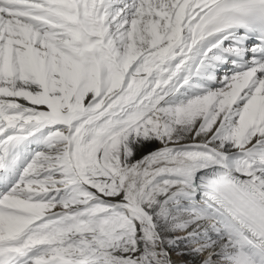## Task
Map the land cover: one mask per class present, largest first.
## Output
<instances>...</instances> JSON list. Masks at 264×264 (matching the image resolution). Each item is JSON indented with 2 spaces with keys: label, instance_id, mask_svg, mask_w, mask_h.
<instances>
[{
  "label": "snow or ice",
  "instance_id": "snow-or-ice-1",
  "mask_svg": "<svg viewBox=\"0 0 264 264\" xmlns=\"http://www.w3.org/2000/svg\"><path fill=\"white\" fill-rule=\"evenodd\" d=\"M0 264H264V0H0Z\"/></svg>",
  "mask_w": 264,
  "mask_h": 264
},
{
  "label": "bare ground",
  "instance_id": "bare-ground-1",
  "mask_svg": "<svg viewBox=\"0 0 264 264\" xmlns=\"http://www.w3.org/2000/svg\"><path fill=\"white\" fill-rule=\"evenodd\" d=\"M159 146H160L159 144H153V145L150 146V148H157V147H159ZM173 258H174V259H177L175 253H173Z\"/></svg>",
  "mask_w": 264,
  "mask_h": 264
}]
</instances>
